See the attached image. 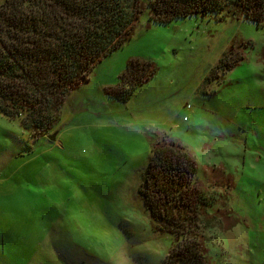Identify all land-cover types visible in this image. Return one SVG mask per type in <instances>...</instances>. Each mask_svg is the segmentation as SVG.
I'll use <instances>...</instances> for the list:
<instances>
[{
  "label": "rangeland",
  "instance_id": "374dc122",
  "mask_svg": "<svg viewBox=\"0 0 264 264\" xmlns=\"http://www.w3.org/2000/svg\"><path fill=\"white\" fill-rule=\"evenodd\" d=\"M134 58L155 74L127 101L110 97ZM55 131L35 139L0 113V264H161L175 238L153 230L139 188L162 134L195 156L216 214L203 230L211 264H264V26L143 13L69 94Z\"/></svg>",
  "mask_w": 264,
  "mask_h": 264
},
{
  "label": "trees",
  "instance_id": "16d2710c",
  "mask_svg": "<svg viewBox=\"0 0 264 264\" xmlns=\"http://www.w3.org/2000/svg\"><path fill=\"white\" fill-rule=\"evenodd\" d=\"M145 12L153 23L200 15L264 26V0H4L0 113L19 119L35 139L47 137L59 123L69 94L88 82L103 57L131 38ZM243 59L242 53L225 61L223 70ZM155 72L153 62L130 59L119 82L105 91L125 102ZM196 171L195 156L176 138L162 134L151 143L139 194L153 230L175 238L161 264H211L203 230L216 214L209 212L212 203Z\"/></svg>",
  "mask_w": 264,
  "mask_h": 264
},
{
  "label": "snow or ice",
  "instance_id": "6c2138e0",
  "mask_svg": "<svg viewBox=\"0 0 264 264\" xmlns=\"http://www.w3.org/2000/svg\"><path fill=\"white\" fill-rule=\"evenodd\" d=\"M138 243V240L134 233H129V253L133 255V258L135 259V249L134 245ZM137 264H139V261H137Z\"/></svg>",
  "mask_w": 264,
  "mask_h": 264
},
{
  "label": "water",
  "instance_id": "95a60500",
  "mask_svg": "<svg viewBox=\"0 0 264 264\" xmlns=\"http://www.w3.org/2000/svg\"><path fill=\"white\" fill-rule=\"evenodd\" d=\"M55 137H56V131L53 132V133H51V134H49V135L47 136V138H48L49 140H51V141H54V140H55Z\"/></svg>",
  "mask_w": 264,
  "mask_h": 264
}]
</instances>
